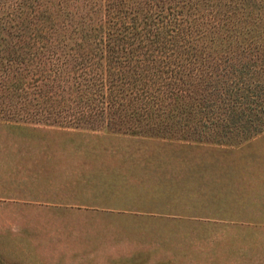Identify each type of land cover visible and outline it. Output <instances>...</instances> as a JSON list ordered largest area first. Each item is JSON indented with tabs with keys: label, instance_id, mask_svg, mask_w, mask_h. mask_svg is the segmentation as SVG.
Here are the masks:
<instances>
[{
	"label": "rangeland",
	"instance_id": "obj_1",
	"mask_svg": "<svg viewBox=\"0 0 264 264\" xmlns=\"http://www.w3.org/2000/svg\"><path fill=\"white\" fill-rule=\"evenodd\" d=\"M86 125L0 116V264H264V129Z\"/></svg>",
	"mask_w": 264,
	"mask_h": 264
},
{
	"label": "trees",
	"instance_id": "obj_2",
	"mask_svg": "<svg viewBox=\"0 0 264 264\" xmlns=\"http://www.w3.org/2000/svg\"><path fill=\"white\" fill-rule=\"evenodd\" d=\"M0 116L210 143L254 136L264 0H0Z\"/></svg>",
	"mask_w": 264,
	"mask_h": 264
}]
</instances>
